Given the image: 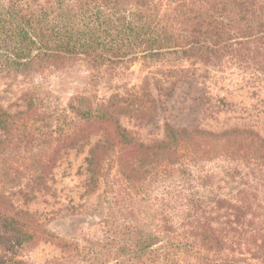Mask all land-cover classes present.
I'll return each instance as SVG.
<instances>
[{"label":"trees","instance_id":"1","mask_svg":"<svg viewBox=\"0 0 264 264\" xmlns=\"http://www.w3.org/2000/svg\"><path fill=\"white\" fill-rule=\"evenodd\" d=\"M127 1L0 0V79L31 80L75 65L115 74L137 62L163 66L157 85L198 64L264 73V0ZM144 82L133 94L97 104L77 97L73 115L58 121L67 126L60 136L67 147H84L98 135L84 160V193L104 185L107 211L97 227L69 240L47 230L38 211L1 207L0 224L16 235L3 263L35 264L15 247L45 241L61 252L46 264H264V137L250 127L215 132L166 121L162 139L140 140L122 115L143 121L150 105L156 108L154 99L141 100L149 77ZM35 105L32 96L25 99L26 111L38 113ZM24 113L0 106V130L27 125ZM245 141L260 148L255 190L237 180ZM36 180L47 185L46 175Z\"/></svg>","mask_w":264,"mask_h":264},{"label":"rangeland","instance_id":"2","mask_svg":"<svg viewBox=\"0 0 264 264\" xmlns=\"http://www.w3.org/2000/svg\"><path fill=\"white\" fill-rule=\"evenodd\" d=\"M183 65L190 67L188 62ZM162 68L157 65L147 68L137 62L110 74L75 65L31 80L0 79V106L12 113L24 110L21 116L30 120L13 133L0 130V208H7L11 213L17 208L38 211L47 230L69 240L94 230L107 211L105 204L100 203L104 185L95 192L84 193L87 178L84 160L89 144H94L98 135L91 136L90 143L84 147H67L60 139L67 126L60 128L58 121L73 115L70 104L79 105L77 97L97 104L116 93L127 96L139 90L146 77H149V87L141 100L154 99L156 108L150 105L143 121L129 113L122 115L123 124L140 140L162 139L166 121L215 132L250 127L264 137V73L237 65L206 68L198 64L188 72L169 74L168 79H163L164 84L157 85L156 78L162 77ZM30 96L35 99L38 113L26 111L25 99ZM42 116L50 118L46 124ZM32 120L35 121L32 123ZM52 131V137L50 134L44 137ZM258 149L248 141L239 144L237 180L242 188L255 190L258 185V164L262 160ZM112 157L110 171L115 178L119 168L117 152ZM49 158L52 161L46 166ZM37 175H46L47 185L33 181ZM32 189L37 190L33 196ZM15 238L14 232L0 224V264H5L1 256ZM15 250L19 257L35 264L50 263L61 254L54 243L45 241L15 247Z\"/></svg>","mask_w":264,"mask_h":264}]
</instances>
